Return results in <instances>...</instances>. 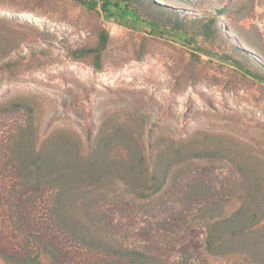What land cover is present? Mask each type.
Segmentation results:
<instances>
[{
    "label": "rangeland",
    "instance_id": "rangeland-1",
    "mask_svg": "<svg viewBox=\"0 0 264 264\" xmlns=\"http://www.w3.org/2000/svg\"><path fill=\"white\" fill-rule=\"evenodd\" d=\"M195 1L187 9L214 14L226 29L223 42L211 45L201 37L154 30L128 12L121 15L114 4L111 13L105 14L100 8L89 10L79 0H0V29L7 20L53 36L51 46L41 38L35 44L47 56H39L40 63H34L22 81L8 83L0 73V102L21 95L37 99L44 112V136L66 127L87 143L100 105L107 109L134 106L148 114L155 130L178 138L209 131L264 157V83L222 57L233 54L232 44L237 43L246 53L237 55L239 60L251 65L255 57L264 64V55L242 37L264 48V0ZM221 6L228 11L218 15L213 8ZM103 30L111 35L103 69L97 71L91 59L75 61L69 49L94 46ZM210 49L218 55L208 53ZM23 50L29 53L28 46ZM24 122L21 114L0 115V248L24 250L30 243L37 246L40 240L53 237L83 258V252L51 220V192L23 190L7 165L9 137ZM205 165L217 198L231 199L237 168L224 160ZM110 215L134 242L155 255L177 260L191 250L193 264H225L206 257L205 232L195 227L191 205L183 203L180 191L160 206L146 210L114 206ZM0 261L6 264L1 257Z\"/></svg>",
    "mask_w": 264,
    "mask_h": 264
},
{
    "label": "trees",
    "instance_id": "trees-1",
    "mask_svg": "<svg viewBox=\"0 0 264 264\" xmlns=\"http://www.w3.org/2000/svg\"><path fill=\"white\" fill-rule=\"evenodd\" d=\"M159 1L79 0L89 10L100 8L105 14L111 13L114 4L121 15L128 12L154 30L201 37L211 45L226 39V29L214 14L187 9L195 0ZM213 9L218 15L228 11L227 6ZM6 22L3 20L0 29V73L6 82L16 83L34 63H40L39 56H47V51L36 49L35 44L41 38L51 46L53 36ZM242 37L264 55L262 46ZM110 43V33L103 30L94 46L69 52L75 61L91 59L101 71ZM232 45L233 54L227 52L222 57L264 83V64L255 57L251 65L242 62L237 55L246 53L237 43ZM24 46H28V54ZM207 52L218 55L212 49ZM10 114L23 115L25 122L9 137L8 167L23 190L51 192L52 222L84 257L49 237L24 250L0 248L6 264H193L191 250L177 260L151 253L134 242L129 231L110 215L114 206L139 210L160 206L179 191L183 203L191 205L195 227L205 232L207 258L225 264H264V157L253 149L209 131L178 138L155 130L148 114L134 106L107 109L100 105L87 143L77 131L66 127L54 128L44 136L43 107L34 97L21 95L0 102V115ZM212 160L227 161L239 172L231 199L216 196L214 182L205 172V163Z\"/></svg>",
    "mask_w": 264,
    "mask_h": 264
}]
</instances>
